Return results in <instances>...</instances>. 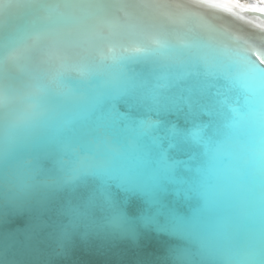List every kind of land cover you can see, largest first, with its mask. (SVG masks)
<instances>
[{
	"label": "water",
	"instance_id": "1",
	"mask_svg": "<svg viewBox=\"0 0 264 264\" xmlns=\"http://www.w3.org/2000/svg\"><path fill=\"white\" fill-rule=\"evenodd\" d=\"M140 2L2 12L0 264H264V31Z\"/></svg>",
	"mask_w": 264,
	"mask_h": 264
},
{
	"label": "bare ground",
	"instance_id": "2",
	"mask_svg": "<svg viewBox=\"0 0 264 264\" xmlns=\"http://www.w3.org/2000/svg\"><path fill=\"white\" fill-rule=\"evenodd\" d=\"M40 1V0H39ZM144 2L151 8L160 7V10L170 16L186 15L195 12L202 18L212 21L226 29L235 30L244 37L251 38L256 35L254 29L264 31V0H136ZM34 2L17 3L13 0L12 5H3V11L11 13L21 6H33ZM45 2L39 3L29 11L43 9ZM154 4V5H153ZM146 7V6H144ZM147 8V7H146ZM155 8V7H154ZM2 11V12H3ZM160 11V12H161ZM4 12V13H5ZM262 16H261V15ZM5 16L2 13V19ZM263 17V18H262Z\"/></svg>",
	"mask_w": 264,
	"mask_h": 264
},
{
	"label": "clouds",
	"instance_id": "3",
	"mask_svg": "<svg viewBox=\"0 0 264 264\" xmlns=\"http://www.w3.org/2000/svg\"><path fill=\"white\" fill-rule=\"evenodd\" d=\"M17 3L29 2V0H16ZM30 2H37V0H30ZM0 19H2V12H0Z\"/></svg>",
	"mask_w": 264,
	"mask_h": 264
}]
</instances>
